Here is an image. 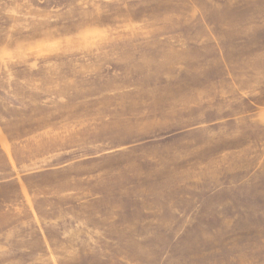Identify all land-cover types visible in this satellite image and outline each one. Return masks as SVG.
Masks as SVG:
<instances>
[{
	"label": "rangeland",
	"instance_id": "rangeland-1",
	"mask_svg": "<svg viewBox=\"0 0 264 264\" xmlns=\"http://www.w3.org/2000/svg\"><path fill=\"white\" fill-rule=\"evenodd\" d=\"M0 264H264V0H0Z\"/></svg>",
	"mask_w": 264,
	"mask_h": 264
}]
</instances>
